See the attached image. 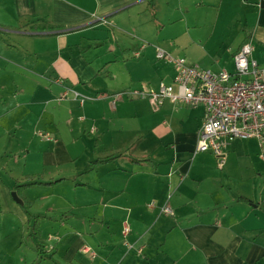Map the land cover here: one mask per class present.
<instances>
[{"label": "crops", "instance_id": "1", "mask_svg": "<svg viewBox=\"0 0 264 264\" xmlns=\"http://www.w3.org/2000/svg\"><path fill=\"white\" fill-rule=\"evenodd\" d=\"M247 41L264 66V0H0V264H264L258 142L220 164L204 107L112 98L173 81L157 47L218 71Z\"/></svg>", "mask_w": 264, "mask_h": 264}, {"label": "built area", "instance_id": "2", "mask_svg": "<svg viewBox=\"0 0 264 264\" xmlns=\"http://www.w3.org/2000/svg\"><path fill=\"white\" fill-rule=\"evenodd\" d=\"M253 51V43L245 42L234 54V70L223 68L215 71L157 47V59L174 66L176 74L173 81H162L157 89L122 90L112 95L113 102L128 97L148 99L156 110L167 101L192 108L204 107L205 115L195 153H212L220 164H224L230 141L255 139L264 157V66L254 59ZM135 55L139 56L140 52ZM69 91L82 102L89 99L77 90L69 88ZM164 211L172 213L167 206ZM129 233L130 226L125 223L123 234L127 236ZM126 246L133 248L130 242H126ZM138 252H142L141 248Z\"/></svg>", "mask_w": 264, "mask_h": 264}, {"label": "trees", "instance_id": "3", "mask_svg": "<svg viewBox=\"0 0 264 264\" xmlns=\"http://www.w3.org/2000/svg\"><path fill=\"white\" fill-rule=\"evenodd\" d=\"M43 28H48V27H51L49 25H43L42 26ZM112 158H107V159H104V160H97L94 162V164H100V163H103V162H106L107 160H110ZM146 161L145 159L143 160H137L136 162H144ZM27 203L25 202L23 204V207L28 215V218H29V224L32 228V234L37 237V238H41V234H40V230H39V224H40V219H41V216H35L33 215L26 207ZM37 250L39 251V255H43L44 252L41 250V247L40 245L38 246Z\"/></svg>", "mask_w": 264, "mask_h": 264}, {"label": "rangeland", "instance_id": "4", "mask_svg": "<svg viewBox=\"0 0 264 264\" xmlns=\"http://www.w3.org/2000/svg\"><path fill=\"white\" fill-rule=\"evenodd\" d=\"M202 65V67H204V68H210V67H208L206 64H201ZM221 66V68H223V67H227V68H229L230 70H233V68L234 67H232V64H231V61L230 60H228L227 62H225L223 65L222 64H220ZM214 68H216V67H214Z\"/></svg>", "mask_w": 264, "mask_h": 264}, {"label": "water", "instance_id": "5", "mask_svg": "<svg viewBox=\"0 0 264 264\" xmlns=\"http://www.w3.org/2000/svg\"><path fill=\"white\" fill-rule=\"evenodd\" d=\"M13 196L15 197V199L17 201L21 202V199L17 196V193L16 192L13 193Z\"/></svg>", "mask_w": 264, "mask_h": 264}]
</instances>
